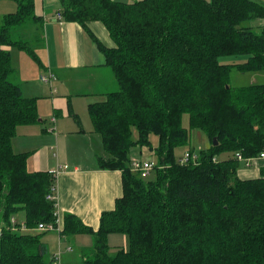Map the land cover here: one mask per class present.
Returning a JSON list of instances; mask_svg holds the SVG:
<instances>
[{
	"label": "trees",
	"instance_id": "16d2710c",
	"mask_svg": "<svg viewBox=\"0 0 264 264\" xmlns=\"http://www.w3.org/2000/svg\"><path fill=\"white\" fill-rule=\"evenodd\" d=\"M18 3L0 22V264H58L42 240L46 232L10 228L18 213L29 227L57 219L55 201L47 198L54 172L30 170L32 154L13 147L18 127L40 120L39 97L25 95L12 80L13 50L40 63L27 41L14 37L38 23L35 0ZM61 14L98 42L119 86L88 110L106 154L98 166L122 172L123 195L102 213L98 230L64 216L63 234L93 237L84 264H264V176L241 179L236 157L264 151V82L230 83L233 68L264 71V3L62 0ZM93 20L105 24L116 47L100 44L88 29ZM233 55L247 59L220 62ZM191 129L204 132L210 144L182 164L175 151L189 146ZM152 135L157 166L146 179L132 168V148L150 146ZM186 150L195 154L193 146ZM227 152L234 157L220 160ZM117 232L128 236L127 247H110L109 235Z\"/></svg>",
	"mask_w": 264,
	"mask_h": 264
},
{
	"label": "crops",
	"instance_id": "0c3cea01",
	"mask_svg": "<svg viewBox=\"0 0 264 264\" xmlns=\"http://www.w3.org/2000/svg\"><path fill=\"white\" fill-rule=\"evenodd\" d=\"M259 1L264 3V0ZM18 7V0H0V22L5 15L16 12ZM35 13L40 18L38 23L41 24L46 39L43 57L46 61L43 70L34 67V72L42 75L51 70L56 80L50 85L43 82L40 75V84L34 80L28 90L33 94L27 96L39 97L38 102L43 95L50 97L52 114L55 116L40 118L43 111L38 104L39 122L20 125L13 139V147L17 152L32 154L28 163L30 170H59L56 177V194L63 224L65 214L70 213L76 215L84 225L98 230L102 213L113 210L116 200L123 195V184L120 170L102 169L98 166V156L106 154L101 136L94 132L88 106L91 102L103 100L107 93L116 89L117 83L115 84L113 72L102 73V68L109 67L106 64V56L89 31L78 22L58 18V14L62 13V0H35ZM262 22L263 20H259L255 23L261 26ZM88 29L101 45L107 48L116 47L103 22L89 21ZM21 87L23 89L22 84ZM70 107L80 118L81 125L68 123ZM84 110L87 114L85 116L81 112ZM45 113L48 115L51 110ZM68 127L74 131L73 135L68 131ZM231 157H234L233 153ZM64 165H68V168H64ZM242 165L244 168L240 167L238 173L241 179L264 176V158H258L249 165L242 161ZM24 216V213H18L15 217L23 222ZM85 235L92 237L87 233L71 235L75 238V243L66 244L67 250L76 247L78 238L84 240ZM91 241L93 244V239ZM44 243L48 246L51 257L60 252L59 264H62L61 239L59 238L57 253L52 252L50 246Z\"/></svg>",
	"mask_w": 264,
	"mask_h": 264
},
{
	"label": "rangeland",
	"instance_id": "374dc122",
	"mask_svg": "<svg viewBox=\"0 0 264 264\" xmlns=\"http://www.w3.org/2000/svg\"><path fill=\"white\" fill-rule=\"evenodd\" d=\"M23 27V26H22ZM20 27V29H23ZM24 32V33H23ZM21 31L19 30L17 33L14 34V37L27 41L29 46L35 51L36 55L40 59V63H38L37 60H33L34 58L27 52L26 50L22 49H15L12 52V64L15 69V74L12 78L13 82L23 86V92L25 95L33 94L32 91H28L29 88L32 86L34 80L35 83L40 84V73L37 74L34 72V67H39L41 70L44 69L43 65L46 61L44 59V50L46 45V39L43 33V28L41 24L34 23L30 31ZM247 59L246 55H233V56H222L220 57V62L224 64H236V63H242ZM38 68V69H39ZM39 69V70H40ZM41 72V71H40ZM109 72V73H106ZM102 73L106 74H112L111 68H102ZM107 80H109L107 78ZM111 81V80H109ZM264 82V72H241L236 68L232 69L231 73V79L230 83L233 87H242L247 86L255 83H263ZM116 84V81H115ZM116 88L119 89V86L116 84ZM114 89V88H113ZM116 89V90H117ZM48 94V92H46ZM45 94V93H44ZM49 95V94H48ZM51 96V95H50ZM51 98H46L43 95V98L39 100L38 104L39 107L42 108V111L40 113V118H52L54 117L53 112V106H51L50 102ZM50 114H46L45 112L50 111ZM71 111V108H70ZM83 116L87 115L86 111H81ZM75 112L71 111L68 113L69 116H67V121L69 124L78 125L77 118L75 117ZM79 118V117H78ZM80 119V118H79ZM81 121V120H80ZM183 124L185 127L189 128V115L185 114L183 117ZM68 131L71 132L73 135L74 131L68 127ZM135 136L136 133H135ZM77 142H79V139H77ZM158 144V137L156 135L151 136V145L150 146H135L132 148V158H137L141 160H152L157 162V158L154 155L153 151L151 150L152 146H156ZM210 144V141L208 137L198 129H191L190 131V143L187 147H180L177 148L175 151L177 160H180L185 153L188 151L187 148L193 146L195 149V156H200V152L202 150H205L208 148ZM17 152V151H16ZM232 153H223L219 155V159L223 160L228 157H231ZM244 168V165H241V169ZM155 176V172L152 170L151 173L144 175L143 177L146 179H152ZM113 236H109V245L112 248L117 247H127L128 246V236L124 233H113ZM59 238L62 241V247H63V262L62 264H84V253L90 254L91 253V246L93 239L91 236L85 235L84 240L81 238H78L79 241L76 244V247H73L72 250L68 251L66 248V244L75 243V238L71 237V235L68 234H59L58 231H47L45 235L43 236L44 242H46L49 246L52 252L57 253L59 249ZM59 254V252L57 253ZM61 264V263H60Z\"/></svg>",
	"mask_w": 264,
	"mask_h": 264
},
{
	"label": "built area",
	"instance_id": "2783aa9c",
	"mask_svg": "<svg viewBox=\"0 0 264 264\" xmlns=\"http://www.w3.org/2000/svg\"><path fill=\"white\" fill-rule=\"evenodd\" d=\"M58 18L59 19H63L62 14L59 13L58 14ZM41 80L43 82H46L50 85H52L54 83V81L56 80V76L55 74L51 71L48 70V72L44 73L41 75ZM193 158L194 160H196L197 156H195V154H191L189 151H187L185 153V155L179 160V162H181L182 164H185L186 162L189 161L190 158ZM236 157L241 160L246 162L247 165L254 163L258 158H264V151L261 152L258 156H254V157H248L245 158L243 157V155L241 153H237ZM157 166V163L155 161L152 160H141V159H137V158H133L132 159V168L134 171H138L140 173H142V175H146L149 174L153 169H155V167ZM64 168H68V165H64ZM59 170H57L56 172H54L55 177H57ZM52 193L47 195V198L49 200H54L55 201V205H56V223L54 224H48L45 222H41L38 224V226L36 227H29L25 221L20 222L16 219L15 216H13L11 218V226L10 228L13 231H17V232H47V231H58L59 234H62L63 229H64V225H63V221H61V217L59 214V206H58V199H57V194H56V185L52 187ZM3 228L4 226H0V235H2L3 233ZM55 259L56 262L59 264V260H60V252L59 254L55 255Z\"/></svg>",
	"mask_w": 264,
	"mask_h": 264
},
{
	"label": "water",
	"instance_id": "95a60500",
	"mask_svg": "<svg viewBox=\"0 0 264 264\" xmlns=\"http://www.w3.org/2000/svg\"><path fill=\"white\" fill-rule=\"evenodd\" d=\"M214 142H215V144H217V143H218V141H217V139H216V138H214Z\"/></svg>",
	"mask_w": 264,
	"mask_h": 264
},
{
	"label": "clouds",
	"instance_id": "9594fccd",
	"mask_svg": "<svg viewBox=\"0 0 264 264\" xmlns=\"http://www.w3.org/2000/svg\"><path fill=\"white\" fill-rule=\"evenodd\" d=\"M156 163H157V162H156ZM153 170H154V169H153ZM151 172H152V171H151ZM151 172H150V173H151Z\"/></svg>",
	"mask_w": 264,
	"mask_h": 264
}]
</instances>
